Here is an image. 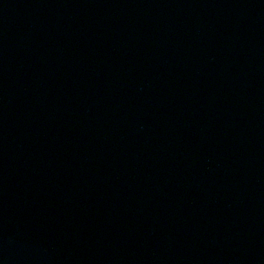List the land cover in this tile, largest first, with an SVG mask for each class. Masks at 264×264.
I'll list each match as a JSON object with an SVG mask.
<instances>
[{
	"label": "water",
	"instance_id": "1",
	"mask_svg": "<svg viewBox=\"0 0 264 264\" xmlns=\"http://www.w3.org/2000/svg\"><path fill=\"white\" fill-rule=\"evenodd\" d=\"M0 264H264V0H0Z\"/></svg>",
	"mask_w": 264,
	"mask_h": 264
}]
</instances>
